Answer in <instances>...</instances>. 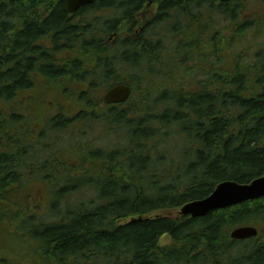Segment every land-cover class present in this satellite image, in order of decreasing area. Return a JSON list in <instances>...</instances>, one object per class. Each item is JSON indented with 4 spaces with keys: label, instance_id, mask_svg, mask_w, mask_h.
<instances>
[{
    "label": "trees",
    "instance_id": "1",
    "mask_svg": "<svg viewBox=\"0 0 264 264\" xmlns=\"http://www.w3.org/2000/svg\"><path fill=\"white\" fill-rule=\"evenodd\" d=\"M41 1L0 0V100L18 111L15 95L23 94L20 170L16 165L7 168L8 156L0 154L1 166L21 176H0V222L19 224L28 218L34 223L40 230L36 237L44 264H264V197L200 218L166 214L208 196L222 180L244 184L264 175V43L243 74L233 51L229 59L221 58L213 66L212 84L206 77L198 84L185 77L147 78L161 61L154 50L143 54L135 47L133 56H142V62H134L133 75L115 73L113 82L104 84L107 88L124 81L131 88L130 98L98 113L100 100L92 95L101 87L96 82L101 69L57 67L59 59L54 60L50 50L35 46L48 29L56 32L55 39L61 30L72 31L60 4L41 25L31 22L26 15ZM125 1L100 0L106 6ZM176 2L180 0H165L163 7ZM239 3L203 0L198 9L210 4L216 14L233 21ZM257 3L264 6V0ZM18 13L25 25L16 35L12 24ZM250 29L242 27L243 35ZM255 29L264 33V24ZM10 30L12 35L5 37ZM254 44L247 42L249 50ZM101 49L90 48L83 55L94 58ZM222 51L217 47L215 57ZM35 62L37 70L51 78L45 81L47 91L58 89L64 74L66 82L79 85L65 100L75 109L71 116L62 113L46 120L48 101L26 95L38 93L42 84L31 78ZM108 66L106 72H115ZM52 103L56 106L57 100ZM91 133L118 138L97 146L88 137ZM174 134L185 141L179 160L170 155L167 144ZM38 188L43 192L37 197ZM246 224L258 228L256 237L232 240L230 231ZM163 235L169 243L160 244ZM2 257L0 264H6Z\"/></svg>",
    "mask_w": 264,
    "mask_h": 264
},
{
    "label": "flooded vegetation",
    "instance_id": "2",
    "mask_svg": "<svg viewBox=\"0 0 264 264\" xmlns=\"http://www.w3.org/2000/svg\"><path fill=\"white\" fill-rule=\"evenodd\" d=\"M164 1L128 0L122 5L106 6L100 0H92L78 4L76 7H70L68 0H42L34 7L35 12L31 11L26 17L31 22L41 25L42 21L48 18V15L53 12L57 5L64 6L66 26L71 27L72 31L64 32L65 30H61L59 37L55 39L54 33L56 32L48 29L40 35L42 38H38L34 44L41 49L50 50L53 53V59H59L55 62L57 67L70 64L74 68L85 67L86 70L87 67L101 69L100 76L96 80L101 86L100 91H98L101 93L97 96L100 100L98 113H102L106 107L120 105L103 102V96L112 86L126 83L124 81L119 82L107 88H104V84L112 83L111 75L115 76V73L127 74L128 77L133 75L134 62L142 61V56L138 55V58L133 56L135 47L143 54L154 50L158 60L161 61V65L153 67V73L147 78L169 81L171 76H174L173 65L170 64L175 62L180 68L179 77H185L189 83H203L206 77L205 81L212 84L215 75L213 66L219 64L221 58L229 59L232 51L233 54H236L238 61L242 63V74L244 73V67L249 63L247 61H251L257 52L258 39L264 36L263 31L258 32V28L255 29L258 23L264 24V6L257 3V0L255 2L254 0H239L238 19L232 21L229 16L216 14L214 6L210 4L201 10L198 9L199 2L203 0H180L179 4L176 2L174 5H177L171 7H163ZM249 3H253L252 11H247L246 5ZM252 14L257 15L256 19L253 18ZM13 19L14 34L17 35L23 30L25 20L21 13L14 15ZM216 25L219 28H216ZM248 25L251 29L246 36L243 35L242 27ZM236 32H238V41L241 43L239 46L242 48L239 51H236L238 46L236 38L232 39V34H236ZM12 33L10 30L4 36H10ZM261 33L262 35H260ZM255 34L259 35L258 39H256ZM253 41L255 44L249 50L247 42ZM217 47L222 48L223 51L222 54L215 57ZM90 48L95 52L102 49L96 53L94 58L89 54L83 55L84 52L88 53ZM126 52L128 59L124 60L122 55ZM17 56V65L21 66L19 52ZM108 64L115 69V72H106L109 69L107 68L109 67ZM35 65L36 62L32 67L36 71L31 73V78L47 85L48 82L45 83V81L51 78L44 71L37 70L38 65ZM67 71L68 69L64 68L63 72ZM66 79L67 75L65 74L59 77L60 87L58 89L50 91L42 89L41 91L39 87L36 91L38 93L26 94L29 97L48 101L50 105L46 110V120H51L62 113L71 116L72 112L75 111V109L67 107L65 100L70 98L67 93H75V88L79 85L66 82ZM19 91L21 92L22 89L20 88ZM15 97L18 100V111L8 109V103L4 99L0 100V154L8 156L6 158L7 168L16 165L20 170L18 165L21 163L19 149L23 94L16 93ZM55 100H57L56 106L52 105ZM47 127L44 126L45 129ZM42 156L40 161L43 159ZM18 170L7 172L0 162V176H5L4 174L7 173L12 176L17 174L21 176V172Z\"/></svg>",
    "mask_w": 264,
    "mask_h": 264
},
{
    "label": "rangeland",
    "instance_id": "3",
    "mask_svg": "<svg viewBox=\"0 0 264 264\" xmlns=\"http://www.w3.org/2000/svg\"><path fill=\"white\" fill-rule=\"evenodd\" d=\"M246 7H247V11H252L253 3L247 4ZM216 28H219V26L216 25ZM233 38H236L238 42L236 51L241 50L242 48L239 46L241 43L240 41H238V37H232V39ZM263 43H264V36L260 37V39L258 40V45H262ZM173 70H174V76L173 77L171 76L170 79L171 81L179 78L180 76V68L176 66L175 62H173ZM39 87L40 90L42 91V89H46L47 85L42 84ZM98 94L95 95L93 94L92 96L94 98H97ZM115 135L113 133L105 134L106 140L104 139V134L100 136L99 133L94 135H92L91 133L90 135H88V137L90 140H93V142L97 146H103L106 145V142L109 145L115 143L116 142L115 139L118 138V135H116V137ZM167 144L170 149V155L174 157L176 160H179L181 146L185 144L183 137L175 134L170 135ZM100 182H101L100 189L102 190L103 186L105 185V182L103 181V179L100 180ZM41 192H43L42 189L38 188L37 197ZM40 202L43 203V198L40 199ZM177 211H178L177 209L172 211H166V214L175 215ZM35 213L36 214L40 213L38 207L35 210ZM157 213H164V212H156L155 214ZM35 227H36L35 224L34 223L32 224L30 220H28V218H25L24 221L19 224L12 221L0 222V255L3 256L2 260H4L6 264H44L40 261L39 258V254H40L38 252L39 241H37V237H36L37 233H39L40 230ZM169 241H170L169 237L167 235H163L162 238L160 239V244H167L169 243Z\"/></svg>",
    "mask_w": 264,
    "mask_h": 264
},
{
    "label": "water",
    "instance_id": "4",
    "mask_svg": "<svg viewBox=\"0 0 264 264\" xmlns=\"http://www.w3.org/2000/svg\"><path fill=\"white\" fill-rule=\"evenodd\" d=\"M92 0H68L71 6L89 2ZM227 2L230 0H220ZM131 93V89L126 84H117L109 88L104 96L105 103H123ZM264 197V175L252 179L249 183H238L234 180H223L219 182L213 191L206 197L187 201L178 210L180 215L200 218L211 211L227 208L246 201ZM258 229L251 225H241L230 231L233 240H243L255 237Z\"/></svg>",
    "mask_w": 264,
    "mask_h": 264
}]
</instances>
